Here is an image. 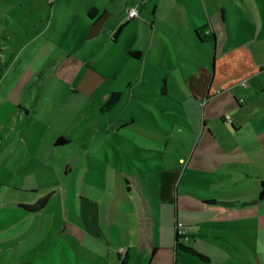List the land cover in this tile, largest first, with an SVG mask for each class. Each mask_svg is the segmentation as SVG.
Returning a JSON list of instances; mask_svg holds the SVG:
<instances>
[{
	"label": "crops",
	"instance_id": "1",
	"mask_svg": "<svg viewBox=\"0 0 264 264\" xmlns=\"http://www.w3.org/2000/svg\"><path fill=\"white\" fill-rule=\"evenodd\" d=\"M43 1L54 15L59 3L67 7L73 40L63 61L76 70L72 88L86 98L78 109L79 102L67 98L70 122L45 119L36 138L26 130L25 141L20 136L0 161V246L24 244L27 256L15 264H264V200L235 207L208 202L256 199L264 164L196 156L202 139L204 149L215 145L251 158L264 150V141L255 142L264 134V105H251L244 92L230 107L226 94L262 69L245 46L226 44V0ZM132 7L139 14L128 18ZM92 8L98 9L94 16ZM55 35L48 23L23 43L32 55L25 72L34 74L59 47ZM30 76L17 78L12 94L1 81V95L20 102ZM114 91L122 92L119 101L103 110ZM85 112L97 118L96 128L78 119ZM106 114L110 123L102 127ZM59 137L67 142L57 145ZM218 163L229 171L222 184L248 177L257 179L256 187L220 197L192 184L218 181L188 179L190 189L181 192L191 168L213 170ZM43 197L40 211L23 207ZM181 207L190 210L188 220ZM178 221L190 235L180 243L207 258L193 253L201 259L194 260L176 245ZM41 228L45 236L37 238ZM210 232L222 252L203 249ZM195 234L205 238L192 241Z\"/></svg>",
	"mask_w": 264,
	"mask_h": 264
},
{
	"label": "rangeland",
	"instance_id": "2",
	"mask_svg": "<svg viewBox=\"0 0 264 264\" xmlns=\"http://www.w3.org/2000/svg\"><path fill=\"white\" fill-rule=\"evenodd\" d=\"M256 1V4L251 0H226L225 2L226 4L228 3L229 8L226 44L234 48L245 46L252 52L256 62L260 63L262 67L261 70H258L250 78L248 77L247 80L240 81L238 89L236 87L226 93L230 98V107L238 105L235 97L236 94L238 97L244 98L245 93H248L250 99H252L251 105L257 108L264 105V0ZM53 16H55L54 20H50L49 18ZM68 22L67 7L62 3H59L57 8H55L54 15V10H52L50 4H46L42 0H0V61L2 60L0 64V82L4 81L2 85L4 92L12 94L11 85L14 82L18 83L16 79L31 75L30 82L24 86L20 102L15 103L11 100L9 102L7 99L5 100V97L0 92V161L6 157L9 147L19 140L20 136H23L22 139L25 141L26 130H33L31 137L35 136L36 138L37 129H44L45 127V119L60 118V120L68 119L66 120V124L68 121L70 122L74 110L71 108L70 110L67 109L65 103L67 98L79 102L73 107L74 109L80 108V105L86 98L83 93H77L72 88L74 85L72 81L74 79L71 74H74L76 70L70 68V63L63 61L64 51L67 50L68 44H71L73 40V35L66 30ZM48 23L51 30L56 32L53 39L55 41L59 40L60 45L55 51L50 52L48 59L40 63L34 74L27 73L25 72V68L30 63L32 55H29L27 49H23V43L28 41L37 29H45ZM234 31H236L238 36L234 35ZM246 82H248V87H246ZM260 82L262 83L261 86L258 84ZM2 87H0V91ZM230 114L231 111L228 112L229 116ZM78 119L87 122L86 127L88 129L96 128L98 125L97 118L90 117L87 112L80 114ZM110 119V115H104L100 126H109ZM230 125L229 122L225 123V126L229 130L234 131ZM55 128H57L56 125ZM245 135H242L244 141ZM263 141L264 134L255 139L257 143ZM204 144V139H202L197 147L196 156H201L200 154L205 152L206 156L209 155L221 162L223 160L225 162L229 161V163L256 161L257 163L264 164L263 148H261V152L256 153L255 158H251L248 152H245V154L239 150L222 152L215 145L209 146V148L207 146L204 149L202 148ZM121 151L123 152L122 149ZM231 168L234 169L233 167ZM225 175H229L228 168L220 166L219 163L213 170L191 168L184 177L180 190L182 192L184 188L190 189L188 179H195L197 181L209 179L218 181L219 184L203 185L192 183L194 185L193 189L202 190L211 195H220V197H239L247 190L252 192L254 184L257 182L256 178L248 179L246 177L244 179H236V181H232L229 185L222 184V179ZM228 191L231 193H228ZM189 211L181 207V217H186L185 220H188L191 217V215L189 216ZM181 219L183 220V218ZM233 235L238 236L236 233H233ZM40 236H45L42 228L38 229L36 235L37 238ZM0 237L3 238L2 233H0ZM209 237H213L211 232L209 233ZM204 238L205 236L195 234L192 241L194 239L203 240ZM210 238L206 239L207 245H202L203 249L209 253L222 252L225 249L216 243L213 238ZM22 240L26 245L32 241L29 237ZM182 240L185 239L183 238ZM11 246L14 245L11 244ZM19 246L14 247V249L0 246V264H15L27 259V256L24 254V244ZM185 254L194 258V260H201L193 253Z\"/></svg>",
	"mask_w": 264,
	"mask_h": 264
},
{
	"label": "trees",
	"instance_id": "3",
	"mask_svg": "<svg viewBox=\"0 0 264 264\" xmlns=\"http://www.w3.org/2000/svg\"><path fill=\"white\" fill-rule=\"evenodd\" d=\"M97 13H98V9L97 8H92L89 11V15L90 16H94ZM1 63H2V61H0V64ZM121 93H122L121 91L112 92V94L110 95V97L108 98L106 103L103 105L102 109L103 110L111 109L119 101V99L121 97ZM66 142L67 141H66V139L64 137H59L55 141V143L57 145L64 144ZM261 200H264V179H262V181H261V188H260L259 194H258L256 199H253L251 201H246V202H240V201H219V200H216V199H212V200H208V202H210V203H220V204H224V205H227V206H230V207H235L237 205L238 206H243V205L250 204V203H255V202H258V201H261ZM46 204H47V197H43V198L39 199L35 204H33V205H23V207L27 211L35 212V211H40L41 209H43ZM176 245L180 246V247H182V248H184V249H186V250H188V251H190L192 253H195V254L199 255L200 257L207 258L205 255H203L202 253L198 252L196 249H194L192 247H187V246H184L183 244H181L180 243V238H179V235H178L177 231H176Z\"/></svg>",
	"mask_w": 264,
	"mask_h": 264
},
{
	"label": "built area",
	"instance_id": "4",
	"mask_svg": "<svg viewBox=\"0 0 264 264\" xmlns=\"http://www.w3.org/2000/svg\"><path fill=\"white\" fill-rule=\"evenodd\" d=\"M139 14V10L138 8L136 7H132L130 10H129V13H128V18H134L135 16H137ZM242 101V100H241ZM227 119L230 118L229 115L226 116ZM176 231L179 235V238L180 239H185L186 241L190 240V235L188 234V232L186 231L185 229V225L183 222H178L177 225H176Z\"/></svg>",
	"mask_w": 264,
	"mask_h": 264
},
{
	"label": "bare ground",
	"instance_id": "5",
	"mask_svg": "<svg viewBox=\"0 0 264 264\" xmlns=\"http://www.w3.org/2000/svg\"><path fill=\"white\" fill-rule=\"evenodd\" d=\"M180 222V221H179Z\"/></svg>",
	"mask_w": 264,
	"mask_h": 264
}]
</instances>
